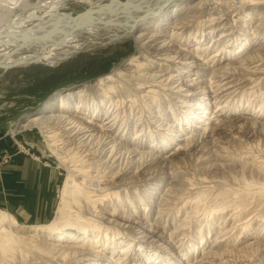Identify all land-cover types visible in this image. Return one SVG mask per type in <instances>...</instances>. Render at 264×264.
Returning <instances> with one entry per match:
<instances>
[{
	"label": "rangeland",
	"instance_id": "374dc122",
	"mask_svg": "<svg viewBox=\"0 0 264 264\" xmlns=\"http://www.w3.org/2000/svg\"><path fill=\"white\" fill-rule=\"evenodd\" d=\"M127 1L104 0L102 3L122 5ZM204 1L184 0L176 5L175 9L165 13L164 21H159L162 26L159 27L160 32L169 36L174 28L172 20L193 9L199 17L186 22L187 25L182 29H174L177 32L175 39L180 46L191 52H203L206 58L215 47L218 50L221 48L217 43L219 39L215 40L220 36L218 29L224 28L228 36L223 35L222 38L228 42L224 46L223 64H237L249 53L257 54L260 60L234 68L235 78L240 75L232 82L228 106L220 115L216 113L213 120L200 122L201 127L205 126L208 130L207 133L211 132L214 141L210 157L200 164L196 158L184 155L181 150L169 156L168 161H176L182 165L180 178L170 184L173 194L176 193L174 197H178L179 201L176 203L173 197L166 209L168 220L161 224H165L169 230L179 225L186 213L190 212L189 209L194 208V217L183 229L186 236L182 247L170 250L150 230L149 224L155 221L157 213L154 196L159 199L164 194L169 184L166 177L162 179L159 189L157 187L158 190L149 195L144 191L148 184L142 185L139 180L135 184L130 183L132 173L106 187L105 189L110 188V192L118 191L120 195L123 194V200H116L118 204H122L127 212L135 210L137 214L144 213L142 217L146 221L141 227H136L138 224L116 223L102 212L103 209L88 202L83 206L81 201L90 193L83 185L79 192L75 191L77 181H73L76 174L70 172L72 165L87 169V161L81 154L80 145L70 139H62L60 133L53 137L57 131H52L54 125L44 128L34 123L22 125L30 116L38 114L43 104L54 95L90 85L108 73L126 74L127 70L133 69L140 61V48L129 37L96 47L92 51H78L56 63L31 62L0 67V151L6 153L5 159L0 160V209L10 212L21 224L7 228L8 232L12 231L15 235V241L6 246L0 242V264H184L183 260L187 257L191 258L199 250L201 252L210 247L218 226L225 220L229 224L235 223V227L225 239L228 245L217 249H224L229 253V257L233 258L231 264H264V246L247 248L245 256H242L244 252L238 251L249 241L264 236V22L257 24V15L264 9V0H220L221 4L214 8L211 7V2L215 0H209V7ZM54 2L58 13L69 16L71 20L90 9L86 0H20L16 5L11 4L10 10H0V21L5 24L17 16L25 17L31 7L36 8V14H43L51 9L50 4L54 5ZM196 2H200V5L190 6ZM236 8L242 13L236 15L233 11ZM255 26L258 28L255 29ZM154 27L155 25L141 27L138 31H152L156 29ZM211 27L212 31L209 30ZM152 60L155 59L151 58ZM157 63H154L153 69L158 67ZM203 68L207 70L205 66ZM169 69H173V65ZM138 80L145 86L143 79ZM159 100L162 102L159 103V108L163 113L171 115L177 121L181 114L184 116V107L177 111L165 99ZM212 109L209 114L213 113ZM48 113L50 112L45 114ZM100 116L93 121L99 124L105 117ZM153 119L149 118L152 125L146 128H152L154 132L150 133L149 139L145 137L142 140L147 145L152 143L151 139L156 138V132L167 134L168 131ZM193 120V125L199 124L196 119ZM205 121L208 123L203 124ZM197 129L200 128L197 126ZM178 132L174 130L173 138L181 137ZM114 134L118 139L123 131L115 128ZM133 136L134 130H131L123 139H132ZM175 147L177 146L173 143L172 148ZM169 151V147H164L161 153L165 156ZM124 166L125 163H122L121 167L125 169ZM161 166L162 163L156 170H161ZM100 170L85 174L100 177L102 182L105 175ZM130 185L137 187L136 191L124 194L122 188L132 191L133 187ZM63 188L69 190V193L62 194ZM78 193L81 196L76 198ZM64 203L66 208L62 209ZM145 205L149 208L144 209ZM82 208L83 212L79 213ZM32 223L38 224L39 228L58 225V229L49 233H45V229L42 235H38L39 239L57 243L56 231L64 229L69 233L62 238L67 240L64 243L72 242L68 240L73 239V242L80 244L90 238L88 242H92L94 249L105 256L90 255L81 261H75L70 254L53 251L46 245L32 246L23 237L33 234L30 229ZM128 257L136 259L131 262ZM186 264H191V261Z\"/></svg>",
	"mask_w": 264,
	"mask_h": 264
},
{
	"label": "bare ground",
	"instance_id": "6f19581e",
	"mask_svg": "<svg viewBox=\"0 0 264 264\" xmlns=\"http://www.w3.org/2000/svg\"><path fill=\"white\" fill-rule=\"evenodd\" d=\"M17 1L20 0L0 1V10H10L11 4L16 5ZM86 1L90 4V9L82 17L88 19L83 24H79L80 21L77 22L76 29L73 27L74 21L69 16L58 13L56 2L54 5L50 4L51 9L46 10L43 14H36V8L31 7L25 17L17 16L5 24L0 21V23L2 22L0 24V67L25 65L31 62L56 63L78 51H92L96 47L129 37L136 41L140 48V59L138 58L140 61L133 69L127 70L126 74L122 72L108 73L90 85L78 87L72 92L54 95L43 104L38 114L30 116L28 121L22 125L34 123L40 128L50 124L54 125L52 131H57L53 137L60 133L62 139H70L80 145L81 154L87 161V169L83 170L72 165L70 172L76 174L73 176V181H77L75 191L79 192L83 185V188L90 192L84 196V201H81L83 206L85 202H88L94 207L103 209L102 212L116 223L138 224L136 227H141L146 221H144L145 217H142L144 213L137 214L135 210L127 212L122 204H118L116 200H123V194L120 195L118 191L110 192V188L105 189L106 187L118 182L124 175L132 173L130 183L134 182L135 184V181L139 180L142 185L148 184L144 191L149 195L159 189L162 179L166 177L165 179L169 180V184L166 186L168 191L165 190L159 199L154 196L157 213L154 217L155 221L149 225L150 230L156 233L170 250H177L184 244L182 242L186 234L183 229H185V224L191 222L194 217V208L189 209L190 212L185 214L184 220L179 225L177 224L169 230L165 224H161L162 221L168 220L166 217L169 214L166 209L171 200L175 198L176 203L179 201L178 197H174L176 193L173 194L170 184L180 178L182 165L176 161L175 163L168 161L169 156L175 155L181 150L184 155L196 158L195 160L200 161V164L202 160L210 157L209 153H211L214 141L211 138V132L207 133L208 130L205 126L201 127L200 122L214 118L216 113L220 115L224 111L223 109L228 106L232 94V82L240 75L238 74L235 78L234 68L237 65L240 67L258 62L260 59L257 54L249 53L237 64L229 62L223 64L224 46H227L228 42L222 38L223 35L228 36V32L224 28L218 29L220 36L215 40L219 39L217 43L221 45V48L218 50L215 47L209 54L210 56L206 58L203 52H191L180 46L175 39L177 32L174 29H182L187 25L186 22L199 17V14L195 13L193 9L185 10L186 12H183L182 16L172 20L174 28L169 36L167 34L164 36L165 34L160 32L161 23L159 21H164L165 13L175 9V6L184 0H126V4L121 3L122 5L112 2L102 3L104 0ZM204 3L209 7V0ZM219 4H221L220 0L212 1L211 7L214 8ZM194 5H200V2L190 6L194 7ZM233 11L236 15L242 13L237 8ZM257 18V24L261 25L264 22V9L257 15ZM48 23L52 25L43 29V26ZM154 25L156 29L152 31L145 29L138 31L141 27ZM256 28L258 26H255ZM209 30L212 31V27ZM51 38H54V42L44 49L42 44L45 39ZM151 58L155 60L151 61ZM155 62H158V67L153 69ZM170 65H173V69H169ZM204 66L207 70L203 68ZM251 71L253 72V70ZM189 73L193 75L191 76ZM139 78L145 81V86L139 82ZM159 99H165L166 103L173 105L174 110L177 111L184 107L185 111L182 112L184 116L181 114L177 121L171 115L163 113L159 108V103H162ZM211 109L213 113L209 114ZM46 112L50 113L45 114ZM87 115L90 117L88 118ZM100 115L105 117L97 124L93 120L100 118ZM151 117L168 131L167 134L156 132V138L151 139L152 143L147 145L142 140L145 137L150 138V133L154 132L152 128L147 129L152 125L151 119L149 120ZM193 119H196L199 124L193 125ZM132 122L134 123L131 124ZM207 123L208 121H205L203 124ZM197 126L200 129H197ZM115 128L123 131L122 136L118 139L114 134ZM131 130H134L133 138L124 137L123 139V136H127ZM174 130L179 131L178 135L181 136L179 139L173 138ZM173 143L177 147L172 148ZM164 147L170 148L169 153L165 156L161 153ZM159 157L162 158L158 159ZM122 163H125V169L121 167ZM160 163H162L161 170H156ZM135 164L136 166H134ZM115 168L117 169L114 170ZM93 170L104 172L105 177L102 178V182L100 177L96 178L94 175L87 176L85 174L91 173ZM105 170L107 171L105 172ZM78 174L82 176H78ZM130 187H133L132 191L122 188L124 194L133 193L137 189L133 185ZM62 191V194L69 193V190L64 188ZM79 196H81L80 193L76 198ZM70 207L69 204L68 208L70 209ZM61 208H66V203ZM116 208H120V210H116ZM146 208L149 206L145 205L144 209ZM4 210L0 209V242L6 246L11 241H15V235L12 231L8 232L7 228L10 229L12 226L16 227L21 224L10 212ZM82 212L83 208L79 210V213ZM225 222L218 226L209 248L201 252L199 250L191 258L184 259L183 263L191 261V264H231L233 258L229 257V253L224 249H217L228 245L225 239L235 227V223ZM47 226L39 228L38 224L32 223L30 229L33 234L23 237L32 246L46 245L53 251L70 254L71 259H75V261H81L90 255L105 256L94 249L95 245L92 242H88L90 238L80 244H77L76 241L73 242V239L68 240L72 242L64 243L67 240H62V238L69 235L64 229L56 231L58 233L57 243L39 239L38 235H42L45 229H47L45 233L58 229L57 224ZM203 238L204 236L200 240ZM263 239L264 236L256 237L240 247L238 251L244 252L242 256H245L248 253L247 248L264 246ZM135 259V257L129 258L131 262Z\"/></svg>",
	"mask_w": 264,
	"mask_h": 264
},
{
	"label": "water",
	"instance_id": "95a60500",
	"mask_svg": "<svg viewBox=\"0 0 264 264\" xmlns=\"http://www.w3.org/2000/svg\"><path fill=\"white\" fill-rule=\"evenodd\" d=\"M85 12V11H84ZM83 12V13H84ZM89 18H91V17H89ZM73 21H74V28L76 29L77 27H78V23L77 22H79L80 21V23L79 24H83V22L84 21H86L88 18H84V17H82V13L80 14V15H78V16H76V17H73ZM52 24L51 23H48V24H45L44 26H43V29H45V27H47V26H51ZM76 25V26H75ZM21 36H23V35H21ZM54 38H51V39H45V41H44V43L42 44L43 45V47H44V49H46V48H48L49 47V45H51L54 41ZM8 67H10V66H8ZM6 68V67H5Z\"/></svg>",
	"mask_w": 264,
	"mask_h": 264
},
{
	"label": "built area",
	"instance_id": "2783aa9c",
	"mask_svg": "<svg viewBox=\"0 0 264 264\" xmlns=\"http://www.w3.org/2000/svg\"><path fill=\"white\" fill-rule=\"evenodd\" d=\"M5 155H6V153H5V152H3V151H0V160H3V159H5Z\"/></svg>",
	"mask_w": 264,
	"mask_h": 264
}]
</instances>
